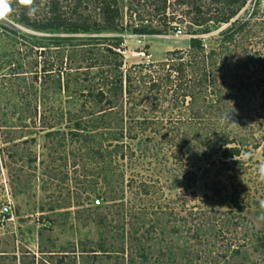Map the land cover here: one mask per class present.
Segmentation results:
<instances>
[{
  "label": "rangeland",
  "instance_id": "374dc122",
  "mask_svg": "<svg viewBox=\"0 0 264 264\" xmlns=\"http://www.w3.org/2000/svg\"><path fill=\"white\" fill-rule=\"evenodd\" d=\"M120 6L129 29L119 35L36 32L15 4L0 21V264H264V0L248 1L231 44L229 25L133 35L148 24L130 23L128 0ZM112 38L133 94L109 106L88 91L111 86L81 61L89 50L102 59L98 45ZM196 38L217 51L209 88L151 91L149 78L166 73L159 63L173 51L189 59ZM199 73L187 68L184 84ZM232 141L241 157L225 165Z\"/></svg>",
  "mask_w": 264,
  "mask_h": 264
},
{
  "label": "trees",
  "instance_id": "16d2710c",
  "mask_svg": "<svg viewBox=\"0 0 264 264\" xmlns=\"http://www.w3.org/2000/svg\"><path fill=\"white\" fill-rule=\"evenodd\" d=\"M201 1L202 0H128L130 7L127 13L129 14L130 23L133 24L132 22L135 23L138 21L139 23L148 24L141 26L133 25L130 26V30L133 35L164 36L167 35L168 32H174L176 34L178 32H183L181 27H176L177 24L188 23L192 27L201 29L206 27L209 28L211 25H229L230 28L222 32L221 36L225 43L231 44L234 42L235 36L244 29V27H238V16L249 0H210V5L208 6L203 5ZM37 8L38 11L35 19H30L24 8L22 9L19 19L21 24L36 32L74 35H119L124 30L129 29L123 25L126 15L124 14L125 9L120 6V0H47L44 7L37 6ZM153 23H157L160 29L152 28L151 26ZM237 27L239 29H237ZM234 28H236V31L233 30ZM5 31L6 29L4 27H0V35ZM208 32L209 31L205 30L198 34H207ZM61 41L64 40H58L57 42L60 43ZM103 42L105 43L98 45L105 46L102 50L104 53L102 59H99L95 52L91 50L86 51L87 54L82 57L81 61L87 64L85 67L86 71L82 72L83 74L84 72L89 74L92 70L98 69L99 72L97 75L103 76L99 84L105 86L110 85L111 87L107 93L102 89H98L97 93H94V89L91 88L88 91L89 97L97 100V104L104 103L111 106L113 105V99H110L111 96L114 97L116 95L122 98L124 93L128 94L130 97L132 96L133 81L132 75L129 72L124 73L122 70L123 61H121L122 57L120 54V50H122L120 38L105 39ZM221 49H226V47L223 45ZM44 50L45 49L41 51V56L45 55L46 51ZM188 55L189 59L186 58L187 55L185 52L173 51L169 53V58L158 65L159 69L162 68L166 73L160 75L161 77L158 79L149 78L150 90H160L162 86L170 89L179 87L180 91H185L187 88L193 90L201 88L203 90L204 86L209 88L210 80L207 76V68L213 62V64H217V51L212 50L207 54L203 41L196 38L190 41ZM190 66L193 69L196 67L200 70V73L196 76V80H194L193 87L184 84L187 79L186 69ZM38 67L39 65L37 64V68ZM104 68H107L106 71H104ZM148 68H150V66H148ZM41 70L44 74L49 75L50 71L46 69L45 65ZM80 70L83 69H68L69 72H79ZM37 76L38 74L36 73V79ZM175 76H177L176 79H174ZM180 77L184 82L181 81ZM175 80L181 82L179 83ZM124 85L126 86L125 88ZM174 95L177 97L179 96L178 93ZM190 96L191 95L187 94L185 98ZM79 127L80 125H78L76 130H78ZM121 136H123V133ZM75 137L78 138L79 135H75ZM234 144V141L230 143L225 142L221 146L220 152H222L225 165H228L229 160L239 159L241 157V148L239 145L237 146ZM4 217L9 216L4 214ZM102 250H104L103 247ZM90 254L96 255L97 252H90ZM239 254V251L234 252V256ZM141 259L143 262H146L148 257L143 254L141 255Z\"/></svg>",
  "mask_w": 264,
  "mask_h": 264
},
{
  "label": "clouds",
  "instance_id": "9594fccd",
  "mask_svg": "<svg viewBox=\"0 0 264 264\" xmlns=\"http://www.w3.org/2000/svg\"><path fill=\"white\" fill-rule=\"evenodd\" d=\"M17 5L21 8L26 9V14L30 19L36 18V13L38 8L35 6V0H0V21L7 20L10 15L16 10L13 5ZM231 117L229 113H226L222 117V123L230 121ZM236 124V123H232ZM247 158V154H246ZM259 180L264 182V163H261L259 166ZM261 219H264V216H261Z\"/></svg>",
  "mask_w": 264,
  "mask_h": 264
},
{
  "label": "built area",
  "instance_id": "2783aa9c",
  "mask_svg": "<svg viewBox=\"0 0 264 264\" xmlns=\"http://www.w3.org/2000/svg\"><path fill=\"white\" fill-rule=\"evenodd\" d=\"M182 32H178L177 34H181Z\"/></svg>",
  "mask_w": 264,
  "mask_h": 264
},
{
  "label": "water",
  "instance_id": "95a60500",
  "mask_svg": "<svg viewBox=\"0 0 264 264\" xmlns=\"http://www.w3.org/2000/svg\"><path fill=\"white\" fill-rule=\"evenodd\" d=\"M6 213H8V211Z\"/></svg>",
  "mask_w": 264,
  "mask_h": 264
}]
</instances>
